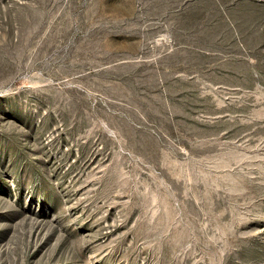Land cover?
<instances>
[{"label": "rangeland", "instance_id": "1", "mask_svg": "<svg viewBox=\"0 0 264 264\" xmlns=\"http://www.w3.org/2000/svg\"><path fill=\"white\" fill-rule=\"evenodd\" d=\"M0 264H264V0H0Z\"/></svg>", "mask_w": 264, "mask_h": 264}]
</instances>
